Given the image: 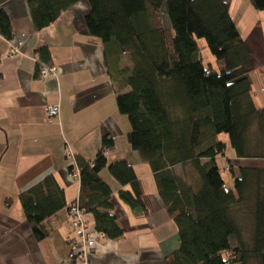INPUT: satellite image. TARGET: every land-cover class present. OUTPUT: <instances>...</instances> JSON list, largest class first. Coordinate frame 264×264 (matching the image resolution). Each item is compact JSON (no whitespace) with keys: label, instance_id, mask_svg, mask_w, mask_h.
Wrapping results in <instances>:
<instances>
[{"label":"trees","instance_id":"trees-1","mask_svg":"<svg viewBox=\"0 0 264 264\" xmlns=\"http://www.w3.org/2000/svg\"><path fill=\"white\" fill-rule=\"evenodd\" d=\"M82 1L89 5L88 33L116 59L109 76L119 89L129 88L117 96L118 111L130 125L128 142L154 172L177 227L180 245L163 264H264V167L241 164L236 176L226 157L228 141L238 159H264V109L253 101L248 78L254 54L229 1L29 0L36 30L50 27ZM248 1L264 12V0ZM12 28L0 9V35L12 40ZM201 38L218 69L204 61L196 40ZM48 53L38 51V66L52 67ZM102 141L93 160L75 158L81 189L72 204L92 213L97 232L113 240L123 229L101 172L108 170L121 186L131 187L119 193L132 210L144 212L145 206L133 167L124 159L109 163L105 149H112L114 140L105 134ZM227 170L229 186L223 178ZM18 198L35 240L44 241L52 231L49 217L66 206L64 188L51 175Z\"/></svg>","mask_w":264,"mask_h":264},{"label":"crops","instance_id":"crops-1","mask_svg":"<svg viewBox=\"0 0 264 264\" xmlns=\"http://www.w3.org/2000/svg\"><path fill=\"white\" fill-rule=\"evenodd\" d=\"M28 1L0 0V9L11 19L14 37L6 40L0 35V264H62L74 236L69 208L79 200L81 189L75 158L93 160L104 145L105 134L114 140V147L105 149L107 161L124 159L133 167L141 183L145 210L136 213L125 204L119 192L132 191L131 187L121 186L103 170L101 177L112 189L113 212L123 235L113 240L100 238L95 216L86 213L89 231L97 237L90 263L163 264L180 245L177 227L158 192L154 172L128 142V118L120 114L116 104L118 94L128 93L129 88L119 89L112 81L109 67H116V59L108 58L100 40L88 33L84 23L88 3L75 5L39 32ZM230 1L235 7L243 2ZM248 6L246 14L252 18L261 15L254 6ZM242 18L235 22L254 54V67L248 73L252 98L264 109V29L252 25L254 19L245 24ZM19 41L23 42L20 54L11 56L12 44ZM41 48L48 49L51 64L58 68L55 75L40 77L37 62ZM54 105L59 106L60 114L49 122L47 108ZM227 146L226 157L236 176L241 164L264 167V159H238L228 141ZM220 164L226 165V159L221 158ZM51 175L64 188L66 206L49 217L52 231L38 242L18 196ZM230 177L229 170L223 173L228 186ZM10 198L12 203L7 204Z\"/></svg>","mask_w":264,"mask_h":264},{"label":"built area","instance_id":"built-area-1","mask_svg":"<svg viewBox=\"0 0 264 264\" xmlns=\"http://www.w3.org/2000/svg\"><path fill=\"white\" fill-rule=\"evenodd\" d=\"M22 45V41L12 44V49L9 54H20ZM41 66H38L41 72V78L47 77L53 73V75H55L57 73L58 68H56L55 65L49 67L43 64ZM47 111V121L49 122H52V120L60 114L58 105L49 106ZM67 153H69V155L73 158L74 154L72 152L68 151ZM70 206L68 217L72 228H74V236L69 243L70 251L62 264H91L89 256L93 253V246L96 242V238L89 231L88 222L85 218V212L81 206L78 205V202L71 204ZM99 237L103 238V235L99 234Z\"/></svg>","mask_w":264,"mask_h":264},{"label":"rangeland","instance_id":"rangeland-1","mask_svg":"<svg viewBox=\"0 0 264 264\" xmlns=\"http://www.w3.org/2000/svg\"><path fill=\"white\" fill-rule=\"evenodd\" d=\"M228 1L231 3L230 0H228ZM242 1H243L242 4H239L237 7H235V4H233V2L231 3L232 4L231 15H234V19L235 20L239 19V17L242 18V16L244 14H246V12L248 10V7H249L248 5L250 4V2L248 0H242ZM257 14H261V15H257V17H254V18H252L253 16L251 14L244 15L243 18H242L243 22L245 24H247V21H249L250 19H254V20H252L251 24L252 25H254V24L260 25L264 29V12L257 11ZM255 21H257V22H255ZM250 31H251V28H249L247 32L250 33ZM196 40L198 42L199 47L201 48L202 57H203L204 61H206L207 63L214 64V68L218 69L216 61H214V57L212 56L211 51L207 47L206 40L203 39V38L196 39ZM40 73L41 72L39 70V74ZM127 125H129V121L127 122ZM187 169H188V171L191 172V169L190 170H189V168H187Z\"/></svg>","mask_w":264,"mask_h":264},{"label":"bare ground","instance_id":"bare-ground-1","mask_svg":"<svg viewBox=\"0 0 264 264\" xmlns=\"http://www.w3.org/2000/svg\"><path fill=\"white\" fill-rule=\"evenodd\" d=\"M12 47V46H11ZM12 49V48H11ZM11 56H15V55H11ZM54 74V73H53ZM53 74H51V75H53ZM77 173L79 174V171L77 170ZM71 207V206H70ZM70 209V208H69ZM103 237H105V235L103 234ZM96 238V240H97V237H95ZM101 238V237H100Z\"/></svg>","mask_w":264,"mask_h":264}]
</instances>
